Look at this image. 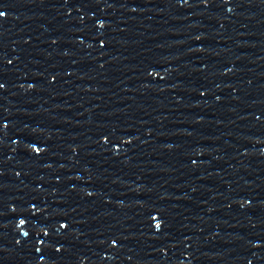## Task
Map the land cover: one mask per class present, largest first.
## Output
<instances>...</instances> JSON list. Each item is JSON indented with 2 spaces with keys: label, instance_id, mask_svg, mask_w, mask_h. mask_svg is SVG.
Listing matches in <instances>:
<instances>
[{
  "label": "water",
  "instance_id": "95a60500",
  "mask_svg": "<svg viewBox=\"0 0 264 264\" xmlns=\"http://www.w3.org/2000/svg\"><path fill=\"white\" fill-rule=\"evenodd\" d=\"M23 264H264V0H0Z\"/></svg>",
  "mask_w": 264,
  "mask_h": 264
}]
</instances>
